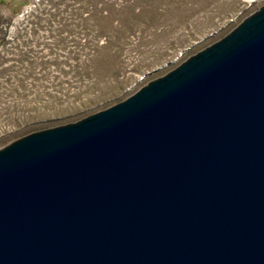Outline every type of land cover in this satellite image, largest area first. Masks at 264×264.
Returning a JSON list of instances; mask_svg holds the SVG:
<instances>
[{"label":"water","instance_id":"water-1","mask_svg":"<svg viewBox=\"0 0 264 264\" xmlns=\"http://www.w3.org/2000/svg\"><path fill=\"white\" fill-rule=\"evenodd\" d=\"M0 264H264V6L125 101L1 149Z\"/></svg>","mask_w":264,"mask_h":264},{"label":"rangeland","instance_id":"rangeland-1","mask_svg":"<svg viewBox=\"0 0 264 264\" xmlns=\"http://www.w3.org/2000/svg\"><path fill=\"white\" fill-rule=\"evenodd\" d=\"M264 0H0V150L107 110Z\"/></svg>","mask_w":264,"mask_h":264}]
</instances>
